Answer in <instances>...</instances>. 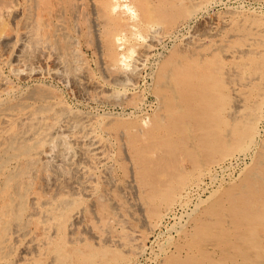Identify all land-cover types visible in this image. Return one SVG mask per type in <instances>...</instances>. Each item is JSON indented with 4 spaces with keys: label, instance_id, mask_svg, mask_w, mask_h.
<instances>
[{
    "label": "bare ground",
    "instance_id": "6f19581e",
    "mask_svg": "<svg viewBox=\"0 0 264 264\" xmlns=\"http://www.w3.org/2000/svg\"><path fill=\"white\" fill-rule=\"evenodd\" d=\"M81 3L0 0V49L5 56L0 58V264H137L135 259L142 257L145 249L132 243L136 234L130 242H123L107 225L110 218L119 217L118 205L122 204L116 202L113 191L128 189L131 206L143 219L153 214L157 229L168 227L167 220L173 218L167 232L160 233L166 239L158 246L155 264H264V141L255 153L256 166L243 182L219 192L223 180L211 177L216 189L189 207L198 191L208 188L203 187L204 178L211 175V168L204 166L203 152L226 156L256 146L254 132L264 111V89L260 86L264 81V50L259 54V49L244 45L226 54L230 58L256 56L247 68L253 76L241 74L238 78L237 70L220 60L224 51L218 37L225 19H203L206 21L183 40L182 49L165 62L159 74L151 70L149 78L162 112L154 115L146 128V119L126 122L112 112L93 114L74 109L46 86L12 95L14 86L1 72L4 64H9L11 73L20 80L59 79L67 83L75 99H85L96 88L76 63L75 46L83 33V26L77 24L78 13L84 9ZM88 3L99 19L91 28L98 38L100 67L111 76V82L125 86L137 82L144 61L153 56L155 44L167 34L163 28L151 26L149 43L140 46L130 67L121 52L127 28L161 22L172 28L178 20L195 18L200 12L195 0ZM120 8L130 14L131 25L116 16ZM168 34L171 36L173 30ZM6 52L11 55L6 57ZM219 73L225 79L215 78ZM129 95L118 96L114 103L120 106ZM96 100L113 103L108 95ZM178 148L183 156L174 155ZM190 166L201 174L198 181L189 179L191 183L185 187L192 173ZM121 172L127 175L126 186ZM87 212L103 224L102 233L84 224Z\"/></svg>",
    "mask_w": 264,
    "mask_h": 264
},
{
    "label": "rangeland",
    "instance_id": "374dc122",
    "mask_svg": "<svg viewBox=\"0 0 264 264\" xmlns=\"http://www.w3.org/2000/svg\"><path fill=\"white\" fill-rule=\"evenodd\" d=\"M73 1V2H71ZM68 0V2L74 6L75 4L81 3L84 6L83 9V13H78V27L83 26V33L82 36L79 37L78 40V44L77 46H75V51H76V63L81 71L83 73L86 74V77L96 86V88L94 90H90L89 94L84 98L81 99H75L77 98L72 92L71 90H69L67 83L65 82H61L56 80V78L53 77H44V78H39V79H28V80H20L18 78H16L11 72V68L9 66V64H4L1 65V72L3 75H5V77L7 79H9V81L12 82V85L14 86L12 95H17L20 94L21 91L24 92L26 91V89H30L31 87H36L38 86H43V87H48L49 89H51L55 95L63 100L66 104H68L70 107H74V109H79L82 110L84 112L89 111V113H93V114H102L105 112H112L114 114H116V116L121 119V120H125L126 122H133L135 120H145L144 122V127H148L150 125V121L153 118L154 115H157L158 113L162 112V107H160L161 104H159L158 102V96L157 94L154 92V85H151V81L149 78V74L152 72H156L157 74H159L161 68L163 67V65L165 64V62H167L169 59H171L177 52H179L182 49V42L183 40L190 36L192 33H195L198 29V24L200 23H204L202 21H206L203 19H209L212 17H220L223 18V20L225 19V24L220 25L221 28V32H220V36L218 37L222 47H223V51L221 53V57L220 60L223 61L224 63H226V66H230L233 67L235 70H237V77L240 78L242 77L241 74H243L246 77H251L253 76V72H251V70L247 69L250 66V61L254 58V53H252V55H247V56H243L242 55H238L230 58V57H226V54H228L231 51H236L238 49H242L244 45L248 46V45H252L253 49H259V54L262 50H264V0H195L199 6H200V12L197 14V16L195 18H188L186 20L184 19H180L178 20L176 23L173 24L172 28H168L166 26L165 23H158L155 25H148V24H143V25H139L136 27V29H130L127 28V37L125 40L124 45L121 47V52L123 53V55L126 56V62L128 60L129 66L131 67V65L134 63V60L136 59L137 54L139 53L140 49H141V45L145 44V43H149L150 41V37L148 36L149 30L154 27V28H159V30L161 28L162 31H164L166 34V38L163 37L162 38V42L159 41L155 44L154 46V50H153V56L151 55L149 58H147L142 66L141 72H140V76L138 77V80L135 84H133L132 86H125V85H121V84H116L114 81L111 82V76H106L99 64V60H98V52L96 51V42L98 41V38L95 34V32L93 31V28H91V26L93 25V21H97L98 22V18L95 14H93L91 12L88 0ZM210 1V2H209ZM219 1V2H218ZM200 2V3H199ZM208 3V4H206ZM213 3V4H210ZM210 4V5H209ZM229 6V7H228ZM204 7V8H203ZM206 7V8H205ZM231 7V8H230ZM229 10H228V9ZM233 8V9H232ZM237 8V9H236ZM253 8V9H252ZM247 9V10H246ZM251 9V10H250ZM258 9V10H257ZM223 10V11H222ZM225 10V12H224ZM226 10H228L229 12L227 13ZM235 12H233V11ZM237 10V11H236ZM243 12H242V11ZM253 10V11H252ZM206 11V12H204ZM232 11V13L230 14V12ZM203 12V13H202ZM215 12V13H214ZM217 12V13H216ZM237 13V15H236ZM241 13V14H240ZM259 13V14H258ZM83 14V15H82ZM207 14V15H206ZM220 14V15H219ZM224 15V17H223ZM239 15V16H238ZM257 15V16H256ZM116 16L118 17V19H121L123 22H125V24L127 25H131L132 24V20L130 18V14L127 13L125 10H123L122 8L117 9L116 10ZM201 16V17H200ZM209 16V17H208ZM229 16V17H228ZM235 16V17H234ZM249 16V17H248ZM256 16V17H255ZM262 16V17H261ZM248 17V18H247ZM253 17V18H252ZM92 18V19H91ZM97 20H96V19ZM229 18V19H228ZM241 20H240V19ZM262 18V19H261ZM243 19V20H242ZM258 19V20H256ZM92 21V22H91ZM184 21V24H183ZM200 21V22H199ZM240 21V22H239ZM257 21V22H256ZM178 23V24H177ZM181 23V24H180ZM233 23V24H232ZM247 23V24H246ZM159 25V27H158ZM182 27L184 28H181ZM187 25V26H185ZM225 25V26H224ZM227 25V26H226ZM236 25V26H235ZM260 25V26H258ZM87 26V27H86ZM152 26V27H151ZM176 26V27H175ZM253 26V27H252ZM257 26V27H255ZM143 27V28H142ZM161 27V28H160ZM180 27V28H179ZM194 27V28H193ZM196 27V28H195ZM126 28V27H125ZM194 30H192V29ZM246 28V29H245ZM255 28V29H253ZM263 28L260 31V29ZM86 29V30H85ZM102 29V27H101ZM148 29V30H147ZM181 29V30H179ZM191 29V30H189ZM196 29V30H195ZM226 29V30H225ZM173 30V34L170 36L168 33L171 32ZM176 30V31H175ZM137 31L139 32V35L141 37H139V35H137ZM184 31V32H183ZM189 31V32H187ZM195 31V32H194ZM248 31V32H247ZM253 31V32H252ZM256 31V33H255ZM148 32V33H147ZM186 32V33H185ZM259 32V33H258ZM164 33V34H165ZM255 33V34H254ZM258 33V34H257ZM188 34V35H187ZM143 35V37H142ZM147 35V37H146ZM177 37H176V36ZM185 35V36H184ZM232 35V36H231ZM234 35V36H233ZM236 35V36H235ZM230 36V37H229ZM239 36V38H238ZM96 37V38H95ZM145 37V38H144ZM170 37V38H169ZM175 37V38H173ZM227 37V38H226ZM144 38V39H143ZM147 38V39H146ZM254 38V39H250ZM263 38V40H262ZM170 39V40H169ZM178 39V40H177ZM96 40V41H95ZM130 40V41H129ZM146 40V41H145ZM224 40V41H223ZM227 40V41H226ZM230 40V41H229ZM242 40V41H241ZM255 40V41H254ZM91 41V42H90ZM140 41V42H139ZM179 43H177V42ZM209 41V39L207 40ZM244 41V42H243ZM252 41V43L250 42ZM262 41V42H261ZM90 42V43H89ZM139 42V43H138ZM177 44H176V43ZM247 42V43H246ZM130 43V44H128ZM165 43V45H164ZM174 43V44H173ZM169 44V45H168ZM160 45V46H159ZM241 45V46H240ZM130 46V47H129ZM137 46V47H136ZM210 46V45H209ZM225 46V47H224ZM235 46V48H234ZM244 46V48L246 47ZM242 47V48H241ZM260 47V48H259ZM132 48V49H131ZM237 48V49H236ZM263 48V49H262ZM163 49V50H160ZM233 49V50H232ZM79 50V51H78ZM82 50V51H81ZM92 50V51H91ZM129 51V52H128ZM132 51V52H131ZM156 51V52H155ZM12 51H10L11 53ZM89 52V53H88ZM135 52V53H134ZM161 52V53H160ZM254 52V51H253ZM7 53V52H6ZM6 57L9 55H11L9 52L6 54ZM125 53V54H124ZM134 53V54H132ZM159 53V54H156ZM3 54V55H2ZM86 54V55H85ZM225 54V55H223ZM0 58L2 59V57L4 56L3 51L0 49ZM80 55V56H78ZM134 55V56H133ZM132 56V57H131ZM160 56V57H159ZM223 56V57H222ZM259 56V55H257ZM252 57V58H250ZM256 57V56H255ZM79 59L81 62H79ZM223 59V60H222ZM243 59H245L244 61H242ZM84 60V61H83ZM158 60V61H157ZM241 60V61H240ZM78 61V62H77ZM147 61V62H146ZM248 63H245L247 62ZM133 62V63H132ZM156 62V63H155ZM127 63V64H128ZM239 65H238V64ZM242 63V64H241ZM131 64V65H130ZM232 64H236L235 66ZM150 65V66H149ZM244 65V66H243ZM82 66V67H81ZM85 66V67H84ZM92 66V67H91ZM128 66V67H129ZM157 66V67H156ZM236 67V68H235ZM146 68V69H145ZM152 68V69H151ZM238 68V69H237ZM243 68H245V70H243ZM83 69V70H82ZM240 69V72H238ZM10 70V72H8ZM93 72H92V71ZM147 71V72H146ZM242 71V72H241ZM249 71V72H248ZM96 72V73H95ZM93 73V74H92ZM95 73V74H94ZM103 73V74H102ZM147 73V74H146ZM251 73V74H250ZM105 77H104V76ZM143 75V76H142ZM147 76V77H146ZM221 76V77H220ZM243 76V77H244ZM223 77V78H222ZM215 78H218V80L221 79H225L222 73H219L217 76H215ZM16 79V80H15ZM18 79V80H17ZM51 79V80H50ZM20 80V81H19ZM43 80V81H42ZM213 80V79H211ZM241 80V79H240ZM17 81V82H16ZM29 82V83H28ZM100 82V83H99ZM114 82V84H113ZM40 83V84H38ZM47 83V85H45ZM54 83V84H53ZM65 83V84H63ZM149 83V84H148ZM29 84V85H28ZM43 84V85H42ZM106 84V85H105ZM116 84V85H115ZM16 85V86H15ZM21 85V86H20ZM99 85V87H98ZM103 85V86H102ZM137 85V86H135ZM19 86V87H17ZM52 86V87H51ZM101 86V87H100ZM121 86V87H120ZM136 88H135V87ZM142 86V87H141ZM150 86V87H149ZM263 89H264V81H261V85H260ZM51 87V88H50ZM98 87V89H97ZM104 87V88H103ZM105 87L107 89H105ZM112 87V88H111ZM120 87V88H119ZM131 87V89H130ZM67 88V89H66ZM114 88V89H113ZM119 91H118V89ZM143 88V89H142ZM66 91H65V90ZM124 93H123V90ZM128 89V90H127ZM137 89V90H136ZM59 90V91H58ZM114 90V91H113ZM19 91V92H18ZM71 93H69V92ZM115 91L118 93H115ZM121 91V93H120ZM136 91V92H135ZM221 91H223V89H221ZM112 92V93H111ZM131 92V93H130ZM140 92V93H139ZM148 92H150L148 94ZM95 93V94H94ZM99 93V94H98ZM101 93V94H100ZM123 93V94H122ZM139 93V94H138ZM113 94V95H112ZM114 94L115 97H114ZM131 96H130V95ZM63 95V96H62ZM72 95V96H69ZM110 98V100H112L113 103L109 104H101L99 103L96 98L97 97H104L107 96ZM112 95V96H111ZM121 95L124 97L128 96L127 99L125 100V102H123L122 104L119 103H114L116 101V99H118V96L121 97ZM145 95V96H144ZM67 96V97H66ZM111 96V97H110ZM142 96V97H141ZM93 97V98H92ZM146 97V99H145ZM67 98V99H66ZM89 98V99H88ZM114 98V100H113ZM122 98V97H121ZM143 98V99H142ZM148 100V101H147ZM136 101V102H135ZM157 101V102H156ZM146 102V103H145ZM156 102V103H155ZM144 103V104H143ZM90 104V105H89ZM101 104V105H100ZM113 104V105H111ZM115 104L117 106H115ZM78 105V106H76ZM139 105V106H138ZM83 106V107H82ZM109 106V107H108ZM130 106V107H129ZM82 107V108H81ZM113 107V108H112ZM115 107V108H114ZM129 109H128V108ZM133 107V108H132ZM138 107V108H136ZM141 107V108H140ZM81 108V109H80ZM102 108V109H101ZM119 108V109H118ZM136 108V109H135ZM152 108V109H150ZM156 108V111H155ZM101 109V110H99ZM125 109V110H124ZM264 110V105L262 106L261 110ZM103 110V111H102ZM124 110V111H123ZM134 110V111H133ZM137 110V111H136ZM262 110V111H263ZM97 111V113H96ZM126 111V112H125ZM133 111V112H132ZM146 111V112H145ZM101 112V113H100ZM130 112H132L131 115ZM119 113V116H118ZM120 113H124V114H120ZM152 113V114H150ZM138 114V115H137ZM121 115V116H120ZM129 115V116H128ZM137 117H136V116ZM263 116V118H262ZM262 116L260 118V120L258 121V123L256 124V131L254 132V139L256 141V146L258 144V146L256 147L255 145L253 146V148L248 147L247 152L245 149L242 152H240L239 150L233 151L232 153H230L229 155L226 156H219V155H208L207 153L204 154V152L201 154V156L203 157V163L205 164L204 166L211 168V175H207L205 176L204 180H205V184L203 187L208 186L207 189L205 190H199L198 191V195L197 198H193L190 202H189V207L192 208V206L195 204V202L198 199H206L207 196L209 195L211 190L216 189V185H214L212 182H210L211 180H213V177H216L217 179H221L223 180V183L221 185L222 188H220V191L223 190H227L229 188H233L234 186L240 184L241 182H243L244 178L246 177L247 173L250 172L254 166H256V151L258 152V150L260 149L261 143H263L264 141V111L262 112ZM148 119V120H147ZM259 125V126H258ZM260 127V128H259ZM261 129V130H260ZM263 129V130H262ZM260 130V131H259ZM259 131V133H258ZM257 136V137H256ZM259 136V137H258ZM180 137V136H179ZM181 138V137H180ZM257 149V150H256ZM180 150V151H179ZM249 151V152H248ZM253 151V152H252ZM181 155H180V154ZM237 153V154H236ZM177 156H183V151L181 150V148L177 149V152H174V155ZM239 154V155H238ZM245 155V156H244ZM219 156V157H218ZM230 156V157H228ZM237 156V157H236ZM210 158V160L208 161V159ZM215 157V158H214ZM224 157H227L226 159ZM240 157V158H238ZM253 158V159H251ZM175 159V158H174ZM174 159L171 160L172 162H174ZM225 160V161H224ZM251 160L253 161L251 163ZM229 161V162H228ZM172 162L170 165H173ZM231 162V163H230ZM210 163V165H209ZM219 164V166H218ZM230 164L232 166H230ZM211 166V167H210ZM229 166V168L227 169V167ZM218 169V170H217ZM227 169V170H226ZM245 169V170H244ZM226 170V171H224ZM188 171L189 172V178H187V181L185 183V187L189 186L191 181H198V179L200 178V172L198 170L195 169H191V166L188 167ZM243 172V173H242ZM230 173V174H227ZM241 173V174H240ZM120 174V178L122 181V184L126 186L127 183V175H125V173L121 172ZM216 174V175H215ZM192 175V176H191ZM228 175V176H227ZM244 175V176H243ZM194 176V177H193ZM220 176L222 178H220ZM192 177V178H191ZM212 177V178H211ZM191 179V181L189 180ZM225 181V182H224ZM232 181V182H231ZM227 182V183H226ZM237 182V183H236ZM187 184V185H186ZM99 187H101V185H99ZM202 187V188H203ZM119 191V192H118ZM124 192V193H121ZM121 193V194H120ZM128 193V195L126 194ZM115 197V200L118 204V212L120 214L119 217L117 216H113L112 220H108L107 225L110 228V232L113 236H117L119 238H121V240L123 242H130V238L133 237L134 234H136L134 236V240H132V243L136 244V246H142L145 249V252L143 254L142 257L140 258H136L135 262L138 264H155V260H156V254L159 251V244L161 243V241L166 239V236H161L160 233L164 232L166 233L169 226L173 224V218H170L169 220H167V224L168 227L165 225L164 227L161 228V230L157 229L155 227V219L156 217L153 214H148L146 219H143L138 212L134 209L133 206H131V204L129 203L132 200V193L131 190H126V191H120V190H114L112 193ZM122 194H126V195H122ZM123 196V197H122ZM130 196V197H129ZM130 199H129V198ZM124 199H127L124 201ZM126 201L128 202L129 205H127ZM86 207H88L87 209L89 210V204H87V202L85 203ZM126 204V205H125ZM120 206H129V207H124L121 208ZM120 207V208H119ZM164 205L161 207L163 209ZM125 209V210H124ZM126 210H128L129 212H127ZM178 210V215H180L181 210L179 208H177ZM132 212V213H131ZM134 216L132 218H130L129 216ZM121 217V218H120ZM141 217V218H140ZM123 218H126L123 220ZM136 218V219H134ZM141 220H140V219ZM117 219V220H116ZM114 220V221H113ZM135 220V221H134ZM143 220V221H142ZM146 220V221H145ZM154 220V221H153ZM91 221V222H90ZM111 221V222H110ZM120 221V222H119ZM122 221V222H121ZM125 221V223H124ZM145 221V222H144ZM89 222V223H88ZM96 220L90 215V213L87 212L86 215V220L84 222V224H91L93 226H95V229L97 231V233H102L100 230V225L96 222ZM116 222V223H115ZM128 222V223H126ZM147 222V223H146ZM150 222V223H149ZM123 223V224H122ZM146 223V225H145ZM153 223V224H152ZM122 224V225H121ZM99 225V226H98ZM103 225V224H102ZM101 225V226H102ZM118 225V226H117ZM120 225V226H119ZM130 225V226H127ZM133 225V226H132ZM99 228H98V227ZM127 226V227H126ZM135 226V227H134ZM138 226V227H137ZM142 226V227H141ZM97 227V228H96ZM116 227V228H115ZM126 227V228H125ZM148 227V228H147ZM81 229L83 228L82 226L80 227ZM124 228V229H123ZM130 228V229H128ZM134 228V229H132ZM166 229V230H165ZM134 231V232H132ZM138 231V233L136 232ZM166 231V232H165ZM130 233V234H129ZM128 234V235H127ZM152 234V235H151ZM120 235V236H119ZM132 235V236H131ZM140 236V237H138ZM161 236V237H160ZM129 237V238H127ZM145 238V239H144ZM155 238V239H154ZM130 239V240H128ZM138 239V240H137ZM142 241V242H141ZM156 241V242H155ZM141 242V243H140ZM164 244L166 242H163ZM162 244V243H161ZM145 245V246H144ZM151 248V249H150ZM150 252V253H149ZM147 255V256H146ZM155 256V258H154ZM151 261V262H150Z\"/></svg>",
    "mask_w": 264,
    "mask_h": 264
}]
</instances>
